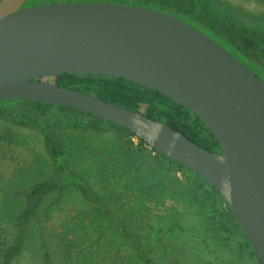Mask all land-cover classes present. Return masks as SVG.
Returning <instances> with one entry per match:
<instances>
[{
  "label": "water",
  "instance_id": "obj_1",
  "mask_svg": "<svg viewBox=\"0 0 264 264\" xmlns=\"http://www.w3.org/2000/svg\"><path fill=\"white\" fill-rule=\"evenodd\" d=\"M0 1V102L74 109L122 127L212 186L264 264V82L214 39L165 12L105 2ZM128 80L182 104L220 152L93 95L42 79Z\"/></svg>",
  "mask_w": 264,
  "mask_h": 264
},
{
  "label": "rangeland",
  "instance_id": "obj_2",
  "mask_svg": "<svg viewBox=\"0 0 264 264\" xmlns=\"http://www.w3.org/2000/svg\"><path fill=\"white\" fill-rule=\"evenodd\" d=\"M199 2L191 19L202 15L211 29L212 21H217L264 35V0ZM258 76L264 82V76ZM94 121L72 112L56 117L22 101L0 104L2 244L15 241L17 217L27 208L20 192L54 176L45 145L48 133L60 140L73 172L85 178L116 212L113 220L96 224L92 207L76 188L54 192L43 200L40 221L28 226L23 251L12 264H143L140 253L152 264H259L240 234L230 229L208 231L206 221L213 213L204 215L203 210L181 202L167 185L175 179L166 176V168L154 160L152 152L130 154L125 167L131 177L122 178L121 169L114 177L110 152L113 146L122 152L121 136L112 129L102 133L84 129ZM177 178L184 188L191 186L186 174Z\"/></svg>",
  "mask_w": 264,
  "mask_h": 264
},
{
  "label": "trees",
  "instance_id": "obj_3",
  "mask_svg": "<svg viewBox=\"0 0 264 264\" xmlns=\"http://www.w3.org/2000/svg\"><path fill=\"white\" fill-rule=\"evenodd\" d=\"M57 1L59 0H30L27 6L54 4ZM67 1L72 2L71 0ZM81 1L129 4L170 14L208 35L241 60L255 74L264 76V35L248 32L240 27L217 21H212L211 25L213 28L211 29L202 15L197 20L191 19L189 16L199 9V0ZM42 80L64 88L96 96L118 107L163 123L171 129L180 132L190 141L205 150L211 152H219L220 150V144L215 135L194 112L169 97L139 84L121 78L99 75H60ZM22 102L30 104L37 109L54 113L56 117L59 113L72 112L95 119L96 121L89 122L86 125L84 128L86 130L90 129L97 133L110 131L111 129L115 130L121 136L120 145L122 152L118 151L114 146L110 152V156H113L112 162L114 168L111 173L114 177H116V172L120 169L124 173L123 175L121 174L122 178H125V176L127 178L131 177L130 174L126 175L127 168L125 167L126 161L130 159V154L142 155L148 151L152 152L154 160L163 169L166 168V176H172L177 182H167V185L171 187V190L177 195L179 200L189 207L194 206L203 210L204 215L207 214V211L213 213V216L206 221L208 231L219 233L221 231L227 232L230 229L231 233L235 232V234H240L245 244L244 246L252 250V254L260 264L232 211L219 193L205 180L185 166L167 158L157 150L150 148L132 132L98 117L65 107L30 101ZM45 145L53 160L54 176L36 184L29 191L20 192L19 195L27 200L28 205L17 217V236L15 241L12 244L7 242L2 244L0 242V264H12L13 260L21 255L28 226L32 221H40L42 202L48 195L54 192L64 191L70 187L76 188L90 207H92L95 213L93 221L96 224L111 221L116 215L115 209L111 206L110 202H106L104 197L100 196L85 178L73 172L70 157L54 133H48L45 136ZM164 164H167L168 167ZM180 174L187 175L188 182L191 186H186L185 188L182 186V182L177 178ZM160 183L162 182L160 181ZM165 183L164 178L163 184L166 185ZM140 260L143 264H152L151 260L144 253H140Z\"/></svg>",
  "mask_w": 264,
  "mask_h": 264
},
{
  "label": "flooded vegetation",
  "instance_id": "obj_4",
  "mask_svg": "<svg viewBox=\"0 0 264 264\" xmlns=\"http://www.w3.org/2000/svg\"><path fill=\"white\" fill-rule=\"evenodd\" d=\"M219 152H220V150H219Z\"/></svg>",
  "mask_w": 264,
  "mask_h": 264
}]
</instances>
